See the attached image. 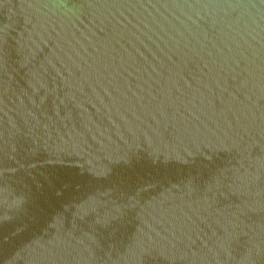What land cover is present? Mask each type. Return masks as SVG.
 I'll use <instances>...</instances> for the list:
<instances>
[{"label":"water","instance_id":"obj_1","mask_svg":"<svg viewBox=\"0 0 264 264\" xmlns=\"http://www.w3.org/2000/svg\"><path fill=\"white\" fill-rule=\"evenodd\" d=\"M0 264H264V0H0Z\"/></svg>","mask_w":264,"mask_h":264}]
</instances>
